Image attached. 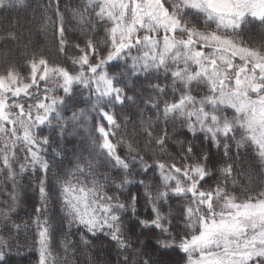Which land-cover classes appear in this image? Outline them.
<instances>
[{
	"label": "snow or ice",
	"instance_id": "6c2138e0",
	"mask_svg": "<svg viewBox=\"0 0 264 264\" xmlns=\"http://www.w3.org/2000/svg\"><path fill=\"white\" fill-rule=\"evenodd\" d=\"M28 11L70 64L28 44L12 58ZM5 12L0 264L33 251L15 222L29 189L35 264H97L93 251L264 264V0H0Z\"/></svg>",
	"mask_w": 264,
	"mask_h": 264
},
{
	"label": "trees",
	"instance_id": "16d2710c",
	"mask_svg": "<svg viewBox=\"0 0 264 264\" xmlns=\"http://www.w3.org/2000/svg\"><path fill=\"white\" fill-rule=\"evenodd\" d=\"M8 13L0 14V35H6L2 31L4 27H7V18ZM25 16L27 17V21H25ZM11 18L13 23L17 20V13L13 12L11 14ZM19 19L21 25L27 23L28 27H31V32L27 30V28L23 29V36L24 40L20 45H12V51L14 53L13 59H18L19 56L15 55L18 48L22 49L23 44H28L30 51L35 52H42L49 58L50 63H58L64 66L70 64V61H66L63 56H58L56 53L58 37H55L52 33V30L49 29L47 32L40 30L39 28V16L34 11H28L27 13L21 12L19 13ZM35 21V23H33ZM9 46L0 47V52L6 50ZM77 53L69 51L68 56L76 55ZM19 55H23V51L21 50ZM131 94V93H129ZM127 111L134 112L135 108L128 109ZM70 115V113H67ZM150 115V113H148ZM78 141H73V143H77ZM71 147V145L69 146ZM123 151V149H121ZM250 188L254 190H259L260 185L258 182L255 181L249 185ZM2 198V197H0ZM39 203V197L37 192H33L31 189L28 190L26 196L22 194V201L18 208V219H16V223L22 226L26 225V228L22 227L21 231L19 232V244L20 245H27L33 247V251H29L28 247H21L19 250L16 248L12 249L11 252V264H35V251H34V240L36 239L34 233L36 231L35 225L31 223V221L35 218V211L34 208ZM61 235L56 237V243L54 248L57 252L61 250L58 247L59 239ZM27 237V239H25ZM141 239H144L142 236ZM149 252H152L151 242H149ZM92 256L94 261L99 264V262L103 261L105 258L103 254L99 252H92ZM159 257L162 261V264H174V262L178 259V255L176 252L171 253H160L155 254L154 259ZM79 264H87V257L78 254Z\"/></svg>",
	"mask_w": 264,
	"mask_h": 264
}]
</instances>
